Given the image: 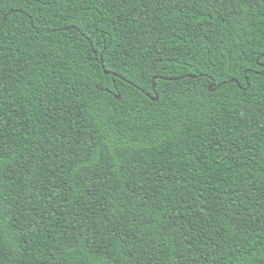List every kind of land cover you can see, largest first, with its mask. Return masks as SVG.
I'll use <instances>...</instances> for the list:
<instances>
[{
  "label": "trees",
  "instance_id": "obj_1",
  "mask_svg": "<svg viewBox=\"0 0 264 264\" xmlns=\"http://www.w3.org/2000/svg\"><path fill=\"white\" fill-rule=\"evenodd\" d=\"M0 264H264V0H0Z\"/></svg>",
  "mask_w": 264,
  "mask_h": 264
},
{
  "label": "water",
  "instance_id": "obj_2",
  "mask_svg": "<svg viewBox=\"0 0 264 264\" xmlns=\"http://www.w3.org/2000/svg\"><path fill=\"white\" fill-rule=\"evenodd\" d=\"M214 85H211L209 88H210V90L212 91L214 88ZM119 98V97H118ZM155 99H157V98H155Z\"/></svg>",
  "mask_w": 264,
  "mask_h": 264
}]
</instances>
